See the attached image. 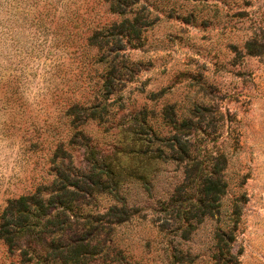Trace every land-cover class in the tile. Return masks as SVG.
I'll return each instance as SVG.
<instances>
[{
	"label": "rangeland",
	"instance_id": "374dc122",
	"mask_svg": "<svg viewBox=\"0 0 264 264\" xmlns=\"http://www.w3.org/2000/svg\"><path fill=\"white\" fill-rule=\"evenodd\" d=\"M62 177L83 264H216L233 205L232 264H264V0H0V218Z\"/></svg>",
	"mask_w": 264,
	"mask_h": 264
},
{
	"label": "trees",
	"instance_id": "16d2710c",
	"mask_svg": "<svg viewBox=\"0 0 264 264\" xmlns=\"http://www.w3.org/2000/svg\"><path fill=\"white\" fill-rule=\"evenodd\" d=\"M145 142L141 138L135 139L134 144L139 145L133 146L137 148L133 152L139 155V151L149 145ZM153 158L154 155H149L146 159L150 161ZM136 167L138 166H133L131 171L123 173L125 169L116 165L114 168H108L107 173L98 178H105V182L108 180L117 188L127 180L142 179L143 175L139 178L134 174ZM213 175L208 174V178L200 185L203 198L201 200L210 207L224 194L225 187L215 180ZM57 180L60 187L55 184L39 187L33 194L10 201L1 215L0 241L8 247L12 255L18 252L27 264H83L87 255L94 254L89 250V244L82 243L80 236L81 232L89 227L88 215L83 217L77 210L76 197L83 193V190L69 177ZM46 193L47 196L44 195ZM236 206L233 205L229 217L233 228L218 230L215 233L214 249L219 259L216 264H232L229 243L234 241L238 216ZM22 241L24 243H21Z\"/></svg>",
	"mask_w": 264,
	"mask_h": 264
}]
</instances>
